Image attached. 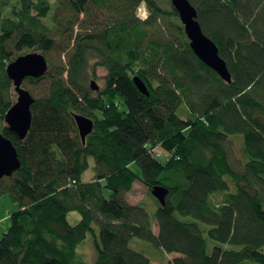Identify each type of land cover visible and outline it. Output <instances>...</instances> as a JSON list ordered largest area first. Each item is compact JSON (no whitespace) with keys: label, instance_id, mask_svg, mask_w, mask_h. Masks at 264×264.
I'll return each instance as SVG.
<instances>
[{"label":"trees","instance_id":"16d2710c","mask_svg":"<svg viewBox=\"0 0 264 264\" xmlns=\"http://www.w3.org/2000/svg\"><path fill=\"white\" fill-rule=\"evenodd\" d=\"M189 1L231 83L196 56L171 0H0V134L22 163L0 183L20 207L0 264H87L79 247L95 225L93 264H152L135 237L168 264H264V0ZM32 51L49 71L24 81L46 88L27 89L35 102L22 140L5 122L16 102L7 68ZM76 114L94 121L86 143ZM91 159L97 175L84 182ZM137 182L152 205L127 200ZM156 187L168 189L165 205Z\"/></svg>","mask_w":264,"mask_h":264},{"label":"water","instance_id":"95a60500","mask_svg":"<svg viewBox=\"0 0 264 264\" xmlns=\"http://www.w3.org/2000/svg\"><path fill=\"white\" fill-rule=\"evenodd\" d=\"M173 8L178 12L181 22L184 25L185 33L191 42V47L196 56L208 67L213 69L224 81L232 82L231 74L226 62L220 57L216 44L205 35L198 21V11L189 0H171ZM49 71V63L42 53H28L16 61L12 62L7 72L14 83L17 100L5 116L7 127L16 133L20 139H26L32 124L31 108L35 102L23 85L28 78L39 79ZM135 83L139 90L149 96L145 83L138 77ZM91 87L94 91H99L100 86L96 81H92ZM76 124L79 129L83 143L94 130V121L84 115L76 114ZM22 163L19 158L17 148L13 142L0 134V183L5 177H11L21 169ZM1 192V187H0ZM153 195L165 205L168 189L156 187Z\"/></svg>","mask_w":264,"mask_h":264},{"label":"rangeland","instance_id":"374dc122","mask_svg":"<svg viewBox=\"0 0 264 264\" xmlns=\"http://www.w3.org/2000/svg\"><path fill=\"white\" fill-rule=\"evenodd\" d=\"M33 52V51H32ZM31 52V53H32ZM51 61L55 64H60L61 59L57 54H51L49 55ZM48 57V56H47ZM49 58V57H48ZM98 78L94 79V81L97 82V84L101 87L104 85V77L106 76V71L102 68L98 69ZM24 87L32 92H34L35 95L42 96L44 95L46 86H36L35 84H29L24 83ZM15 94V100H17V94ZM240 141V137H237ZM90 169L84 174L83 180L84 182H90L94 178H96L97 172H96V161L94 159L90 160ZM235 190V189H234ZM105 197L107 199H110L112 196V192L108 189L104 190ZM127 200L131 204H138L140 202H145L150 205H152L151 197L148 194L147 188L141 183L137 182L135 184L133 192L129 193L126 196ZM19 204L15 203L9 194H1L0 195V238L3 237L5 233H7L12 225L11 222V216L13 213L17 212L19 210ZM150 212L153 214L155 213V209L153 207H150ZM178 216L181 219H186L182 217L180 214ZM69 223L71 225H77L81 220V215L79 212H72L68 216ZM201 227L206 231V237L208 238L207 231L210 229V226L200 223ZM96 229V235L89 234L86 241L80 245L79 252L83 255L85 258L87 264H93L96 260L97 256V247H96V241L98 240L100 242V230L97 225L94 226ZM155 231L158 233V227L155 226ZM130 245L133 249L143 253L146 255L150 260L152 261V264H168V262L171 259V255L167 254L163 250L156 249L150 242H147L145 240H142L140 238H132ZM214 247V244L210 243V249ZM227 249H239V247L232 246V245H224Z\"/></svg>","mask_w":264,"mask_h":264},{"label":"built area","instance_id":"2783aa9c","mask_svg":"<svg viewBox=\"0 0 264 264\" xmlns=\"http://www.w3.org/2000/svg\"><path fill=\"white\" fill-rule=\"evenodd\" d=\"M138 15L141 19H146L148 17L147 9L144 5H142L139 9ZM160 156V155H158Z\"/></svg>","mask_w":264,"mask_h":264}]
</instances>
